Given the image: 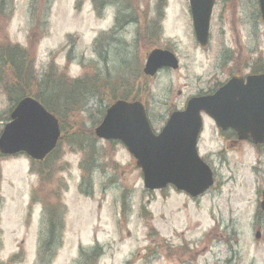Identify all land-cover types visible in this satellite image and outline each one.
I'll list each match as a JSON object with an SVG mask.
<instances>
[{"label": "rangeland", "instance_id": "1", "mask_svg": "<svg viewBox=\"0 0 264 264\" xmlns=\"http://www.w3.org/2000/svg\"><path fill=\"white\" fill-rule=\"evenodd\" d=\"M102 2L111 6L103 10ZM160 4L158 0H0V45L25 47L41 75L53 64L68 78L96 71L107 78L104 90L118 82L117 94L132 90L145 102L156 130L170 111L181 108L200 89L225 80L228 71L264 69V23L257 0H216L208 50L194 39L186 15L188 0H168L163 13ZM95 39L106 45L99 54L93 49ZM155 47L171 49L179 68L145 76L146 55ZM225 47L233 52V60L220 65L218 59L226 51H219ZM95 82L99 87L101 81ZM70 89L76 92L77 87ZM65 93L60 87L52 96L61 105ZM100 96L111 101L109 94ZM87 103L98 105L90 99ZM11 105L0 91V119ZM94 117L68 111L65 139L45 180L29 170L26 157H0V264L17 252L14 264H42L40 258L46 254L51 262L45 264H264V217L257 215L264 153L250 142L226 146L214 122L204 116L199 148L214 171L215 183L202 196L192 199L172 187L147 193L126 148L119 143L110 148L102 140L95 142L108 157L96 155L87 181L82 179L86 154L71 151L69 140L88 142L83 138L97 122ZM4 123L0 121V131ZM34 188L35 200L43 202L29 209ZM58 202L64 210L56 216L55 241L48 245L41 242L50 219L43 210ZM259 220L263 223L257 240ZM92 249L95 254L89 255Z\"/></svg>", "mask_w": 264, "mask_h": 264}, {"label": "water", "instance_id": "2", "mask_svg": "<svg viewBox=\"0 0 264 264\" xmlns=\"http://www.w3.org/2000/svg\"><path fill=\"white\" fill-rule=\"evenodd\" d=\"M197 40L206 45L214 0H190ZM264 20V0H259ZM163 66L176 67L169 51L153 50L145 73L153 75ZM212 117L222 129H234L239 139L249 136L264 141V73L234 76L212 95L191 98L184 111L175 112L162 132L152 133L139 102L116 101L95 129L99 138L120 139L142 169L149 189L174 184L192 196L212 184V173L198 157L196 140L201 128L200 112ZM60 135L57 119L31 97L21 99L11 113V121L0 135V153L23 152L41 160L56 145ZM261 208L264 210V191ZM258 235V234H257Z\"/></svg>", "mask_w": 264, "mask_h": 264}, {"label": "trees", "instance_id": "3", "mask_svg": "<svg viewBox=\"0 0 264 264\" xmlns=\"http://www.w3.org/2000/svg\"><path fill=\"white\" fill-rule=\"evenodd\" d=\"M94 77L90 78H80V79H69L62 71L56 69H49L46 75L42 78H38L34 73L32 60L27 52V50L21 49L15 44H2L0 45V87L11 101V104H14L19 98L25 95H35L41 103L52 113H54L63 123L66 119L68 111L77 110L78 112L83 110L86 106L89 98L96 96V92L109 94L112 101L117 97L115 90H97L95 87ZM38 86L41 88H34ZM63 87V90H66V93L62 94L61 106L57 99L53 98L54 89H59ZM70 87H77L76 92L70 89ZM131 90H128L127 94H130ZM98 107L95 109L93 116L100 118L104 114L105 107H102L103 100L98 99ZM111 101V102H112ZM7 117L4 116L0 120H6ZM84 140L88 142L82 143L80 140H69L72 148L71 151H81L86 154V157L83 159L82 167L85 171V175L82 177L83 180H90L92 166L95 165L94 159L97 154H104V151H100L95 141L97 139L94 137L92 130L84 135ZM105 155V154H104ZM106 156V155H105ZM108 157V156H106ZM58 159L57 148L52 151L45 160L41 162H32V171H35L39 174L41 179L45 180L47 177V170H49ZM109 164L108 163L106 165ZM113 165V163H110ZM82 191L85 192V187L82 188ZM55 212V211H54ZM53 212V213H54ZM53 213L50 216V221L52 220ZM49 235L47 237L46 243L51 245L55 241L56 231L55 222H49Z\"/></svg>", "mask_w": 264, "mask_h": 264}, {"label": "flooded vegetation", "instance_id": "4", "mask_svg": "<svg viewBox=\"0 0 264 264\" xmlns=\"http://www.w3.org/2000/svg\"><path fill=\"white\" fill-rule=\"evenodd\" d=\"M205 50H208V49H205ZM223 51H226V56L224 58H222V59H218L219 61H221V64L220 65H229L230 62L233 60L232 59L233 52L231 50H228L226 47L225 48H222L219 52H223ZM219 55L221 57V54L220 53H219ZM253 61L255 63V60H253ZM253 68H256V67H252L251 68L250 66H248L249 72L248 71L247 72H243L242 69L234 70L232 72L228 71L227 77L225 78V80H223L222 83H224L226 80H228L229 77L232 76V75H236L237 74V75L245 76L247 73H252V69ZM218 86L219 85L215 84V85H213V86H211V87H209L207 89L206 88L200 89L201 91H199L196 95L209 93V92H211V90H214ZM224 132L220 133L218 131V133L221 135L222 139L224 140V144L226 146H228L231 142H233L235 144H240V143L245 142V141H241V140L236 139L237 138V135H235V133H234V131L232 129H227V131H224ZM248 142H251V141H248ZM254 148H255V150H257V152L261 149L258 145H254ZM221 153H225V152H221ZM213 173H214V171H213ZM262 189H261V192H262ZM258 222H259L258 228L260 229L262 227L263 221L262 220H259ZM260 237H261V235H260Z\"/></svg>", "mask_w": 264, "mask_h": 264}]
</instances>
